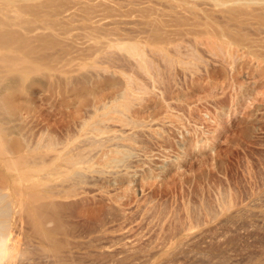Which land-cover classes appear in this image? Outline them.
<instances>
[{
  "label": "rangeland",
  "instance_id": "374dc122",
  "mask_svg": "<svg viewBox=\"0 0 264 264\" xmlns=\"http://www.w3.org/2000/svg\"><path fill=\"white\" fill-rule=\"evenodd\" d=\"M14 1L0 36L36 71L9 132L37 167L14 186L47 202L15 215L13 264H264V0Z\"/></svg>",
  "mask_w": 264,
  "mask_h": 264
},
{
  "label": "bare ground",
  "instance_id": "6f19581e",
  "mask_svg": "<svg viewBox=\"0 0 264 264\" xmlns=\"http://www.w3.org/2000/svg\"><path fill=\"white\" fill-rule=\"evenodd\" d=\"M2 1H6L5 2L6 6L13 5L12 0H0V3H4ZM3 11H0V13L3 12ZM1 15L3 17L5 16L3 14H1ZM3 21H5V19ZM3 21L0 22V30L4 29L5 27H7L6 24ZM8 23H9V21H8ZM24 29L26 30V28H24ZM1 31H3V30H1ZM2 34H5V33H2ZM26 35L29 36L28 34H26ZM7 36H9V35H6V38H5L4 35L0 36V87L5 85L6 86L5 93H9V94H7L8 96L6 95V97H0V119H1L0 120L1 121L0 122V168L4 169V173L3 172H1V173H3L2 176L4 178V180L3 179L2 180L5 181V185L4 186L3 185L0 186V264H6V263L10 264L12 261L14 262V260H15V259H11V258L14 257L15 250H11V247H9V245L10 246L13 245V244H9V243L13 239L10 236V232H11V229H12L13 225L15 224V215L18 212H20L22 210H25V211H27L29 213V217L30 216L33 217L32 214H36V212L41 210V208H43L44 205H46L45 203L47 202V200H45L46 202H44V200H41V197H39L40 199L33 198V197H36V196H34V195L30 196L32 194L28 195V193L27 194L23 193L21 189H20L21 190L20 191V190L16 189V187L14 186V184L21 183V182H26L25 184H26L27 187L31 186V184H32L31 181L33 179V171L35 172V169H37V167L35 168L34 162L32 163L31 162L32 161L31 158H30L31 161L28 158V157H30L29 154L31 155V152L32 153L34 152V151H32V150H34V146L31 145L32 143H30V140L28 138H22V139L16 138L17 136L15 137L16 139H13V137L11 136V133L9 132L10 126H9L8 123H10V121L12 120V119L9 118V116L19 114L17 112L16 107H15V106H18V105L14 104V102H15L14 100H16L15 99L16 97H9V96L10 95L13 96L14 94H12V93H14V91L16 92L17 90L24 89V87H26L31 82V80L33 78L32 74L36 71V65H35L34 56H33L32 51H31L32 48H28V47H31L30 46L31 44L29 42V41H31V38L29 39L30 36L28 38L26 36V38H27L26 40L23 37H21V35H20V37L19 36L15 37V38H17L16 40L18 42L21 40V38H23L25 41L28 42V43L26 42V45H28V46H26V45L22 46L21 43L25 44L24 40H22L24 42H20V44L16 41V43L19 44V45H17L13 41L14 38L12 39L14 44H12V43H10L11 41L6 40V39H11L10 36H9V38H7ZM28 39H29V41H28ZM131 50H135V48L132 47ZM18 93H19V91H18ZM1 102H3V104H1ZM105 106L106 105H103V107H105ZM99 108H102V107L101 106H99V107L96 106L93 109L94 110L93 112H95ZM95 123H96V121H95ZM98 123H101V121L97 122L96 124H98ZM103 124H104V122H103ZM106 125H109V124L106 123ZM99 126H96V127H98V129H99ZM124 128H126V127L120 126V127H117V128L116 127L115 128L109 127L108 129H109L110 133L113 132L112 134L114 136L118 135L119 139H120L121 138L120 136H121V133H122L121 131L127 130V129H124ZM98 129H95V130H98ZM102 129H104V128H102ZM104 130L106 131L107 128L104 129ZM109 131L106 132L107 135H108ZM104 133H102V134L105 135L106 133L105 134ZM127 133H128V131H127ZM100 136H102V135H100ZM121 140H122V138H121ZM107 142H109V141H107ZM110 142H109V144H110ZM113 142L114 141H112V144H110V145L120 146V148L121 147H126V146L129 148V146H130L129 144H127L128 142L127 143H124L123 141L122 142L119 141L118 143L117 142L113 143ZM106 144L109 145L108 143H106ZM115 150H117V149H115ZM121 151H122V149H121ZM118 152L116 151V153H118ZM120 154H122V152ZM123 154H125L124 151H123ZM128 154L129 153H127V155ZM90 157H91V155H90ZM112 157L114 158V156H112ZM110 158H111V156H110ZM110 158H108L107 160H111V162L108 163L106 161V163H108V164H106V165L104 164V166H106V169L100 167V168L105 170V174H107L108 177H111V176L115 177V175H117V174H125V175L129 176V175H131L133 172H135L138 169L139 165H142L141 162L143 161V156L140 153H135L133 155L132 159H130L129 161H125L126 159L124 158L123 161H125V162H123V161L120 162L119 161L120 163H118V160L115 159L116 157L114 159H110ZM147 158H149V157H146V159ZM88 159H87V161H91V160H88ZM118 159L122 160L123 158H121V156H120V158H118ZM80 160H84V159H80ZM146 161L147 160H145V162ZM36 163L37 162H35V164ZM70 163H72V162H70ZM76 163H77V161L73 162L72 164L76 166ZM83 163H85V162H83ZM78 166H79V164H78ZM87 166H88V164H87ZM80 167H81V165L79 166V168ZM139 168H141V167L139 166ZM81 169H82V167H81ZM91 170H92V168H91ZM89 171H90V169H89ZM97 171H98V173H100L99 170H97ZM97 171H94V172H97ZM101 172L103 174V171H101ZM98 173H96V174H98ZM93 176H95V175L93 174ZM18 187H19V184H18ZM28 190H29V188H28ZM47 207H48V205H47ZM41 211H43V210H41ZM30 213H31V215H30ZM23 216H24V214H23ZM30 218L27 219V220H30ZM41 218L42 217H40V219ZM33 219L34 218H31L32 222L35 220V219L34 220ZM23 223H21V224H23ZM39 223H41V221ZM40 229H41V227H40ZM41 231H42V229H41ZM12 242H13V240H12ZM5 258H7V259H5ZM13 262H12V264H13Z\"/></svg>",
  "mask_w": 264,
  "mask_h": 264
}]
</instances>
